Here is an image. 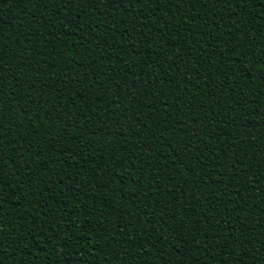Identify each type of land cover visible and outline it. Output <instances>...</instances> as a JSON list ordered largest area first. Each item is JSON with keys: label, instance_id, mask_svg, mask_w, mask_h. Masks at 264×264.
Segmentation results:
<instances>
[{"label": "trees", "instance_id": "16d2710c", "mask_svg": "<svg viewBox=\"0 0 264 264\" xmlns=\"http://www.w3.org/2000/svg\"><path fill=\"white\" fill-rule=\"evenodd\" d=\"M0 264H264V0H0Z\"/></svg>", "mask_w": 264, "mask_h": 264}, {"label": "snow or ice", "instance_id": "6c2138e0", "mask_svg": "<svg viewBox=\"0 0 264 264\" xmlns=\"http://www.w3.org/2000/svg\"><path fill=\"white\" fill-rule=\"evenodd\" d=\"M37 4L40 6V7H47L48 6V3L50 2V0H36ZM66 3H69L71 2V0H65ZM89 2L91 3H95V0H89ZM108 2H119L121 4V6H123V3L125 2V0H108ZM130 2L132 3H136V4H139L141 2V0H130ZM227 2V0H226ZM0 159H3V157H0Z\"/></svg>", "mask_w": 264, "mask_h": 264}]
</instances>
